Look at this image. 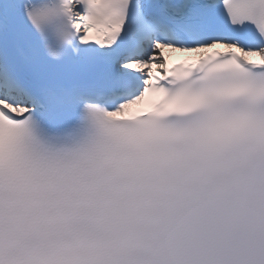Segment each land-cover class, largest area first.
Here are the masks:
<instances>
[{
	"label": "snow or ice",
	"instance_id": "obj_1",
	"mask_svg": "<svg viewBox=\"0 0 264 264\" xmlns=\"http://www.w3.org/2000/svg\"><path fill=\"white\" fill-rule=\"evenodd\" d=\"M145 130L264 135V0H0V264H30L13 213L47 177Z\"/></svg>",
	"mask_w": 264,
	"mask_h": 264
},
{
	"label": "clouds",
	"instance_id": "obj_2",
	"mask_svg": "<svg viewBox=\"0 0 264 264\" xmlns=\"http://www.w3.org/2000/svg\"><path fill=\"white\" fill-rule=\"evenodd\" d=\"M13 219L30 264H264V135L218 151L137 132L69 161Z\"/></svg>",
	"mask_w": 264,
	"mask_h": 264
}]
</instances>
